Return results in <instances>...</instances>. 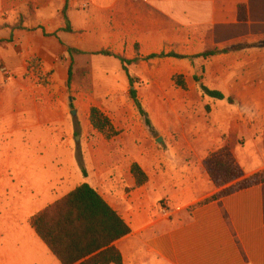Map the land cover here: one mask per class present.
<instances>
[{
	"label": "crops",
	"instance_id": "1",
	"mask_svg": "<svg viewBox=\"0 0 264 264\" xmlns=\"http://www.w3.org/2000/svg\"><path fill=\"white\" fill-rule=\"evenodd\" d=\"M29 2L34 4L31 22L25 20L12 43L0 42V63L9 72L0 93V137L19 143L28 130L61 121L59 109L38 107L39 91L25 87L22 48L27 29L57 21L63 31L54 16L66 7L73 33L63 31L65 43L87 53L105 50L126 60L137 58L123 65L98 55L107 95L134 89L129 77L133 82L154 81L179 74L191 99L200 101L147 109L154 113L149 112L151 128L137 109L121 108L114 114L101 109L120 134L87 138L83 179L130 228L113 243L122 264H264V182L217 196L235 182L215 186L204 166L207 156L227 147L243 178L264 170V88L262 103L251 89L258 80L264 85V0H0V21L13 24L15 16L28 15ZM80 2L87 4L86 10H76ZM239 6L246 9V21L237 19ZM76 32L84 36H71ZM173 39L187 50L178 53L186 57L236 47L245 48L249 56L242 63L233 52L180 62L166 57V68L156 70V59L145 57L173 51ZM110 58L118 64L113 66ZM200 75L202 83L192 86L191 79ZM113 81L118 84L109 89ZM201 85L232 102L204 95ZM233 85L238 88L223 90ZM29 93L35 94L33 99ZM137 143L143 147L137 149ZM132 165L145 177L140 183ZM163 203L169 209L166 214L160 210ZM13 204L17 202L7 208L0 204V264H61L29 222L41 210L32 201Z\"/></svg>",
	"mask_w": 264,
	"mask_h": 264
},
{
	"label": "rangeland",
	"instance_id": "2",
	"mask_svg": "<svg viewBox=\"0 0 264 264\" xmlns=\"http://www.w3.org/2000/svg\"><path fill=\"white\" fill-rule=\"evenodd\" d=\"M33 5V2H29L28 15L15 16L16 22L13 24L0 21V42L12 43L15 38L17 39V30L22 29L25 20L30 23L33 19ZM77 5L79 6H76V10H86L87 4L80 2ZM65 15L68 17L67 11ZM56 18L61 21L63 28L67 26L62 17V9L59 16H54L55 21ZM44 20L48 19L44 17ZM68 25L71 28L69 19ZM58 29L56 21L55 23H48L46 28L38 25L35 29H27L24 36L22 51H24L27 64L25 87L36 88L39 91L37 98L42 102V105L38 107L44 109V107L50 106L53 109H59L61 121L35 132L28 130L18 141L19 143L12 144L8 138L0 137V204L6 208L14 202L18 204L32 201L37 206L36 210H42L66 195L75 186L87 183V179H83L84 177L87 178V157L89 156L87 138L99 136L112 138L120 134L119 130H115L113 127L109 128V125L106 126L103 123L104 118L108 120L109 118L101 112V109L113 112V114L121 108L136 110L129 91L125 92L124 95L106 94L108 90L103 88L106 86V81L99 78V70L101 69L99 61L102 60V57L98 56L100 54L87 53V50L70 46L64 41L65 34L63 31ZM70 33H73L72 29ZM78 35L84 36V33L76 32L71 36L78 37ZM177 40L173 39L172 41L175 46L173 51L157 54L153 58H148V56L145 57V60L156 59V70L163 71L166 65L162 62L164 58L169 57L168 54L181 55L178 53L187 51L179 45ZM68 48L72 49L71 53L67 52ZM138 49V45H135L137 55ZM192 50L195 49L188 48V51ZM214 50L220 51L214 55L224 53L221 52L223 49ZM229 52H233L232 55L239 59L237 62L241 61V63L244 61V57L249 56V52L245 48H228V52L225 53ZM161 54L163 56H160ZM183 57L171 58H173L172 61L177 62L182 61V59L190 58L193 61L199 58L195 55ZM110 61L115 63L113 66L118 64L112 58ZM71 63L72 82L70 88H67V74ZM0 70L4 76V80L0 82L1 93L9 72L2 63H0ZM199 78L201 75L191 79L192 86L196 87L197 81L202 83ZM179 80L184 83V87L178 84L177 81ZM112 83V85L109 84V89L118 84L117 81ZM133 84L136 97L145 110L148 119L149 112H153L147 109H158L163 105L185 104L191 100L195 104L200 102L199 97L194 96L191 99L188 95L187 84L183 75L176 74L171 78L154 81L135 79ZM236 88L238 86L233 85L230 89L223 90L228 92L234 91ZM262 88L264 85L261 87L259 80L251 88L256 91L257 103H262L263 97L260 93ZM34 96L35 94L29 93L28 98L33 99ZM237 102H239L238 99ZM219 103L226 104L227 102L220 101ZM92 107L99 111L93 118L91 117ZM177 114L176 112L171 113L172 117L177 116ZM139 118L145 123V117L139 114ZM92 121L100 122L104 126L100 129L95 128L92 126ZM150 131L153 135H158L152 129ZM95 142L97 143V141ZM137 144L135 145L137 149L143 147L142 143ZM133 147V145L128 146L129 150ZM17 204H13V206Z\"/></svg>",
	"mask_w": 264,
	"mask_h": 264
},
{
	"label": "trees",
	"instance_id": "3",
	"mask_svg": "<svg viewBox=\"0 0 264 264\" xmlns=\"http://www.w3.org/2000/svg\"><path fill=\"white\" fill-rule=\"evenodd\" d=\"M65 9L62 10V17L67 26L62 30L70 32L68 20L65 15ZM237 19L241 22L247 20L246 9L244 6L238 7ZM240 47H236L237 49ZM68 53L72 49H67ZM218 50L206 51L197 57L206 58L219 53ZM221 52H228L223 49ZM97 54L110 56L118 59L123 65L134 63L133 60H126L122 56L109 51H100ZM150 55L148 58L156 57ZM160 56H163L162 54ZM167 56L175 58H184L181 55L170 53ZM72 63L69 65L66 87L70 88L72 82ZM181 87H184L182 81H177ZM130 86L133 85L129 77ZM204 95L216 99L227 100L231 103L230 97H225L220 91L209 89L201 85ZM130 96L138 113L145 117L146 125L151 128L150 120L146 117V112L136 97L134 89L129 90ZM99 113L95 108H91V117ZM104 118L103 123H111ZM102 123L92 121V126L102 128ZM204 166L217 187H222L228 183L234 184L221 190L217 196L226 195L236 190H241L249 185L264 182V170L250 177L243 178L241 169L235 164L231 153L227 147H223L206 157ZM132 173L137 178V183L144 180V175L137 165H132ZM29 222L38 237L45 243L51 253L59 260L61 264H122L121 255L113 246V243L130 233L128 224L121 216L112 209L105 200L89 184L82 183L76 186L68 194L59 200H56L45 207L35 215Z\"/></svg>",
	"mask_w": 264,
	"mask_h": 264
},
{
	"label": "built area",
	"instance_id": "4",
	"mask_svg": "<svg viewBox=\"0 0 264 264\" xmlns=\"http://www.w3.org/2000/svg\"><path fill=\"white\" fill-rule=\"evenodd\" d=\"M160 210H161V212H162L163 214H166V213L168 212L169 209H168L166 203H163V204L161 205Z\"/></svg>",
	"mask_w": 264,
	"mask_h": 264
},
{
	"label": "water",
	"instance_id": "5",
	"mask_svg": "<svg viewBox=\"0 0 264 264\" xmlns=\"http://www.w3.org/2000/svg\"><path fill=\"white\" fill-rule=\"evenodd\" d=\"M157 141L161 142V141H162V139H161V138H159Z\"/></svg>",
	"mask_w": 264,
	"mask_h": 264
}]
</instances>
